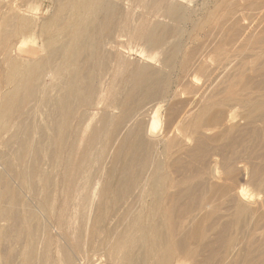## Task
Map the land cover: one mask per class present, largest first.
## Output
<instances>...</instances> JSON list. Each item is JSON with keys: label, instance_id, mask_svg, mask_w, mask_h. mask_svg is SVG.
Listing matches in <instances>:
<instances>
[{"label": "bare ground", "instance_id": "bare-ground-1", "mask_svg": "<svg viewBox=\"0 0 264 264\" xmlns=\"http://www.w3.org/2000/svg\"><path fill=\"white\" fill-rule=\"evenodd\" d=\"M117 2L72 0L70 7L73 13L69 18L56 14L43 24L21 15L22 11H16L9 19L10 31L6 33L2 44V52L7 53L8 57L14 48L15 53L21 56V44L33 36L32 32L38 30L43 38L41 48L44 53L38 54L35 51L37 49H33L29 53L39 55L34 61H10L7 83L11 87L1 96L0 129L13 118L23 117L31 108L34 110L29 98L35 94V90H42V82H45L47 77L56 80V77L64 73L66 65L70 68L69 77L60 84L63 102L57 100L54 103L56 108L53 106L55 112L52 118L56 138L54 146L47 126L42 125L44 127L41 134L43 140L47 139L51 147L49 161L64 171L65 178L69 179L72 185H76L77 181L73 171L80 164L90 161L96 141L101 132L108 128V119L104 116L102 121L92 128L87 138L84 136L87 127L83 129V120L88 111L94 109V97L100 91L99 74L104 64L103 61L101 64L100 42H104L103 38L110 35L114 27H118L117 15L121 6L119 7ZM162 2H165L171 17L179 22L187 19L186 7L179 0H152L150 15H161ZM215 15L216 13H213L204 23H196L191 37L206 26L214 24ZM122 27V31L130 28L128 19H125ZM133 29V33L129 34L145 40L150 46L163 43L177 31V27L165 25L159 20L152 26L141 20ZM220 30L223 32L224 29ZM65 36L69 37V43L58 45ZM234 48H239L241 56L243 53L240 49L244 55L250 52L260 58L264 56V39L243 30L236 38ZM194 54L195 52H186L184 46L176 42L165 56V63L175 67L179 62L182 71H186ZM102 57L104 59V56ZM58 59L62 60L63 67L56 69L59 66H55L54 71L51 67ZM82 62L84 69L77 67ZM227 71L230 72V78L214 85L215 89L222 87L221 90H190L189 93L196 92L195 98L185 102L169 117L166 124L169 134L164 137V142L159 141L164 133L155 136L161 130L163 122L159 114L161 106L152 109L151 113V108L146 106L167 92L169 75L148 63L135 67L125 78L123 93H118L115 98L117 105L122 107L121 117L113 128H108L109 139L114 140L115 144L109 177L112 181L116 180L118 185L116 188L108 185L107 191L113 195V200L127 205L120 221L128 220L137 235L133 238L119 235L116 238L105 234L106 227L101 226L103 212L112 202L109 204L110 200L102 194L99 195L101 209L86 226V235L89 237H95L99 233L106 235V248L111 251L110 264H146L152 254L161 250L158 249V244L151 240L152 234L160 235L163 242L169 244L158 257L157 264H171L175 251L192 258L203 253L204 257L198 264H264V153L256 155L252 149L250 142L254 140L253 135L250 138L235 135L227 139L216 127L217 123H222L226 110L233 102L243 101L250 96L247 90H236L235 81L232 80L236 74L230 66L224 72ZM196 78H192L194 85H197ZM155 103L151 104L152 108ZM24 121H21L15 136L25 130L29 135L34 130ZM177 130H181L183 136ZM83 136L85 145L81 148L79 143ZM190 140L193 142L192 146L189 145ZM160 143L163 146L161 148L158 147ZM25 148L27 149L26 143L22 141L13 164L22 157ZM75 149L77 151H74ZM186 153L196 161V173L194 176H185L180 183L191 185L195 182L198 185V181H202L199 184L202 192L199 193V200L195 201L194 208L180 203L182 196L188 193L189 189L178 194L169 193L174 184L167 179L163 164L171 154ZM33 154L27 179L16 165H13V174L27 185L34 183L41 167L40 144L37 142L33 145ZM45 178L46 175L43 180ZM147 186L149 189L158 187L156 199L149 201ZM79 196L82 197L83 203L75 204L74 215L78 208L79 214L82 215L80 208L87 204L86 196ZM48 199L40 201V209L48 208ZM67 210L66 207L59 208L60 218ZM32 216L37 218L35 213H32ZM33 230H37L40 242L45 224L37 221ZM125 239L128 242L124 241ZM80 240L77 239L76 243ZM159 245L162 246L160 243ZM72 249L69 246L64 248L68 264H75L77 254ZM27 264H32V256L27 260Z\"/></svg>", "mask_w": 264, "mask_h": 264}, {"label": "rangeland", "instance_id": "rangeland-1", "mask_svg": "<svg viewBox=\"0 0 264 264\" xmlns=\"http://www.w3.org/2000/svg\"><path fill=\"white\" fill-rule=\"evenodd\" d=\"M71 1L0 0V102L2 94L11 87L7 83L10 61L14 59L34 61L38 54L44 53L41 48L43 38L38 30L35 31L36 33L32 32L33 36L21 44L23 49L19 52L21 56L15 53V48L10 57L2 52L4 38L10 31V17L14 16L16 11H22L21 15L32 18L38 24H43L56 14L69 18L73 13L70 7ZM112 1L115 3L118 1L120 4L118 6H121L117 15L118 27H114L113 32L103 38L104 42H100L101 64L104 62L99 74L100 91L94 97V109L91 108L83 120V129L87 127L84 136L88 138L92 128L100 123L104 116L108 119V128L114 126L119 120L122 107L117 105L115 98L118 93H123L125 78L137 66L151 63L167 73L170 78L167 92L161 94L157 102H153H156L155 107H151L153 103L146 106L151 108L150 113L152 109L161 106L159 114L163 122L161 130L155 135L160 136L164 133L162 138H159L160 142H164V137L169 134L166 128L169 117L185 102L195 98L196 92L189 93L190 90H221L222 87L215 89L214 85L230 78V72H224L230 66L232 72L236 74L232 79L235 81L236 90H247L250 96L243 101L233 102L226 110L222 123H217L216 127L227 136V139L235 135H243L246 138L253 135L254 140L250 142L252 149L256 155L264 153V56L257 58L250 52L244 55L243 50L240 49L243 53L241 56L239 48H234L236 38L243 30L264 39V0H179L186 7L187 19L183 22L171 17L166 10L165 2H162L164 6L160 4L161 15L153 16L152 13L150 15L152 0ZM213 13H216L214 24L206 26L191 37L194 25L206 22ZM125 19L129 20L130 28L122 31ZM141 20H145L151 26L159 20L165 25L177 27V31L168 36L163 43L150 46L145 40L129 34V32L133 33L134 26ZM220 28L224 29L223 32ZM176 42H180L186 52H195L186 71H182L179 62L175 67L165 63V56ZM67 43H69V37L65 36L58 45ZM33 49H37L35 50L38 52L37 55L29 53ZM9 50H11L10 46ZM62 67V60L58 59L51 69L55 71ZM77 67L85 68L83 62ZM69 70L70 68L66 65L64 73L56 77V80L47 77V82L46 80V83L42 82V90H35V94L29 98L34 110L27 109L25 114L27 116L13 118L0 129V264H27L31 256L32 264H68L64 252L67 246L76 251L75 264H110L111 251L106 248L105 234L116 238L119 235L132 238L137 235V231L128 220L120 221L121 214L127 205H122V202L116 199L113 200V195L107 191L108 185L114 188L118 185L116 180L112 181L109 177L115 144L114 140L109 139L108 128L101 132L96 141L90 161L80 164L79 169L77 167L73 171L76 175V185H72L69 179L65 178L64 171L53 166V162L49 161L51 147L47 139L43 140L41 129L44 127L42 125L47 126L52 146H54L56 140L52 118L56 108L54 103L57 100L63 102V90L60 84L69 77ZM193 76L197 77V85L192 83ZM49 112L52 114L47 116ZM46 117L49 119L47 120ZM23 120L34 130L29 135L25 130L15 136ZM177 131L183 136L181 130ZM84 136L79 143L81 148L85 145ZM22 141L26 143L27 149L25 148L22 152L18 162L13 164ZM35 142L40 144L41 167L40 172L38 170L39 173L37 172L35 176L34 183L27 185L25 181L13 174V165H16L26 179L28 178L34 157ZM189 145H193L192 140L189 141ZM158 147L163 146L160 143ZM163 164H165L167 179L174 184L169 193L178 194L189 189L190 191L182 196L180 203L194 208L195 201L199 200V193L202 192L199 186L202 181H198V185L195 182L188 185L180 183V180L185 176L195 175L196 161L188 153L171 154L163 161ZM44 175L46 178L43 180ZM252 186L255 188L253 184ZM157 190V186L150 189L147 186L149 201L156 199ZM258 191L262 192V190ZM83 194L86 196L87 204L80 208L82 215L79 214V208L74 215L75 204L83 203L82 197L79 196ZM100 194L110 200L109 204L112 202L103 212L104 219L101 222V226L106 227V233L89 237L86 235V226L101 209ZM47 198H49L48 208L40 209V201ZM61 207L68 209L62 218L58 215ZM32 213L37 214V218L33 217ZM37 221L45 224V230L41 234L42 242H39L37 230H33V225L36 226ZM77 239H81L79 243H76ZM151 240L155 241L158 249L161 248V250L152 254L146 264H157L158 257L164 253L169 244L163 242L161 236L157 234H152ZM124 241L128 242L126 239ZM203 257V253L192 258L180 251H175L171 264H198Z\"/></svg>", "mask_w": 264, "mask_h": 264}]
</instances>
